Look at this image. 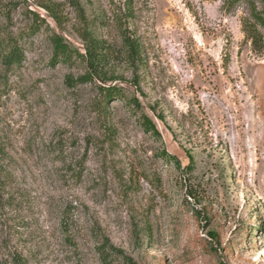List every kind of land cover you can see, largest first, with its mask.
<instances>
[{"label": "rangeland", "instance_id": "374dc122", "mask_svg": "<svg viewBox=\"0 0 264 264\" xmlns=\"http://www.w3.org/2000/svg\"><path fill=\"white\" fill-rule=\"evenodd\" d=\"M247 13L0 0V45L25 55L12 71L0 60V264H127L102 258L106 240L134 264H264V55ZM125 32L142 45L134 63ZM55 36L80 55L104 41L109 60L98 75L77 54L54 63Z\"/></svg>", "mask_w": 264, "mask_h": 264}, {"label": "trees", "instance_id": "16d2710c", "mask_svg": "<svg viewBox=\"0 0 264 264\" xmlns=\"http://www.w3.org/2000/svg\"><path fill=\"white\" fill-rule=\"evenodd\" d=\"M245 1L248 6V13L243 15L240 19L241 31L245 36V41L250 43L252 51L258 55H264V0H262V8L259 7L257 0H224L225 9L229 12L233 10L240 2ZM52 42L54 44V56L53 62L66 61L71 59L75 54L82 58L92 69L93 75L100 74L109 60L111 52L110 47L104 41H99L93 38L87 39V47L85 55H80L77 51L68 46L64 39L58 36L53 37ZM123 46L126 49L129 60L134 63L139 61L142 54V45L136 39L130 36L128 33L123 35ZM25 59L24 51L19 46L18 42L14 38H10L8 41L1 43L0 45V60L7 71H12L15 66H19ZM91 78L83 77L75 80L74 78H68V84L71 87L79 83H85L90 81ZM105 99L109 101L111 97L124 98V93L117 88L106 89L104 94ZM135 104V103H134ZM144 125L147 130H152L153 125L150 121L145 120ZM159 135V133L154 132ZM175 159V158H174ZM213 238H217L215 233L211 234ZM100 254L103 259L107 261L112 255H118L123 257L127 264H134V260L116 247H114L109 240L102 247ZM13 264H25L24 260L19 257H13Z\"/></svg>", "mask_w": 264, "mask_h": 264}]
</instances>
